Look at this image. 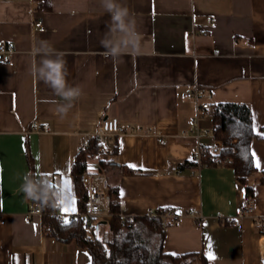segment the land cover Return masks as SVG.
Returning a JSON list of instances; mask_svg holds the SVG:
<instances>
[{"label":"crops","instance_id":"1","mask_svg":"<svg viewBox=\"0 0 264 264\" xmlns=\"http://www.w3.org/2000/svg\"><path fill=\"white\" fill-rule=\"evenodd\" d=\"M117 2L135 19L140 47L138 54L126 49L113 59L101 45L111 24L101 0H0V44L15 49L11 63H0V264H14L13 257L15 264L91 263L88 249L76 241L46 235L43 215L28 216L36 201L21 190L29 182L26 141L38 175L58 188L60 199L74 195L78 202L73 162L107 118H118L123 128L113 138L117 152L111 158L121 168L110 170L124 193L121 212L132 218L160 209L180 214L177 221L164 219L165 253L204 252L209 264H264V234L254 222L264 216V0ZM39 20L45 31L36 28ZM42 40L64 54L67 83L82 90L73 102L32 75L41 59L34 49ZM191 91L212 105L233 102L252 109L251 149L262 167L249 180L251 216L239 218L248 195L232 167L187 165L196 146L191 130L197 104L185 96ZM68 103L72 107L61 116L57 107ZM89 165L99 168L95 161ZM67 166L71 195L59 175H47ZM124 168L134 174L122 175ZM112 218L99 222L96 235L112 236ZM131 229L156 245L158 238L141 220Z\"/></svg>","mask_w":264,"mask_h":264},{"label":"trees","instance_id":"2","mask_svg":"<svg viewBox=\"0 0 264 264\" xmlns=\"http://www.w3.org/2000/svg\"><path fill=\"white\" fill-rule=\"evenodd\" d=\"M210 112L213 133L218 140L224 143V148L218 151L215 155V160L210 159V155H213V153H207L204 158V164L207 166L227 165L232 167L239 181L246 186L248 197H253L254 187L249 180L257 172V168L254 166L250 155L252 152V141L256 137L253 127L252 109L247 104L220 102L212 105ZM232 140L236 141L235 144L232 143ZM90 144L89 149L79 152L72 166L80 213L85 212L88 200L87 190L81 182V176L89 170L90 154L92 148L97 146V141L91 138ZM234 149H238L239 152L235 153ZM26 152L29 165V182L36 185L37 195L43 196L45 189L49 190L48 204L36 201L43 211V229L45 234L64 243L76 241L81 247L87 248L92 258L90 264H209L204 252H192L175 256L164 252L162 243L165 222L161 217V212L168 211V209L156 210V215L152 217L135 218V221L141 220L144 222L158 238L156 245H154L155 240H143L138 230L122 228L120 223L119 186L113 184L110 177L111 169L121 167L114 160L101 161L97 169L98 172L105 173L110 179V194L112 198L110 211L113 215L112 236L97 240L95 232L89 233L86 231V220L81 215H77L73 224L64 226L58 216L59 204L57 201L60 199V192L48 179L38 175L29 138L26 141ZM115 152H117L116 148ZM185 165L184 163L181 167ZM121 174L132 175L134 171L124 168ZM261 182L264 183V179ZM260 231L264 234L263 230ZM105 249H107V252Z\"/></svg>","mask_w":264,"mask_h":264},{"label":"built area","instance_id":"3","mask_svg":"<svg viewBox=\"0 0 264 264\" xmlns=\"http://www.w3.org/2000/svg\"><path fill=\"white\" fill-rule=\"evenodd\" d=\"M36 28L41 31H45V27L41 20L36 22ZM207 28H201L200 33L206 34ZM15 52L13 46H8L7 44H0V63L9 64L12 62V56ZM216 55H219L220 52L215 51ZM187 98L194 99L196 101L197 112L193 118V127L191 130V136L196 140V146L194 147L192 159L188 162L187 165L194 167H204L207 166L204 164V158L207 153H213L210 155L211 160L216 159V154L222 148H224V143L221 140H218L212 130V127L205 125L206 113L211 111L212 104L208 101H202V94L200 91H191L185 95ZM123 131L121 122L118 118H107L102 120L99 124L97 130L93 134L92 138L97 141V146L92 148L90 154V160L97 162L98 166L101 161L111 160L114 152V142L113 138L116 137ZM235 140H232V143L235 144ZM213 144H217V147H214ZM90 140L86 141L82 145V150L90 148ZM235 153H238V149H234ZM220 160V159H218ZM81 182L87 190L88 200L86 203V210L84 213L78 212V215H81L85 218V229L89 233H93L97 228L99 222L103 220L104 217H113L111 213L112 198L110 194V179L105 173L98 172L97 169H89L84 172L81 176ZM121 204V202H120ZM254 211V201L252 197H248L240 211L239 218H245L251 216ZM43 215L38 203L34 202L31 206V209L28 213V216L33 215ZM192 216L196 219V224L201 227L203 226V219L196 214V212H191ZM156 213L153 210H150L148 216H155ZM60 222H63V217L61 214H58ZM161 217L165 220L177 221L180 217L178 210L171 209L168 211H162ZM219 217L222 221L233 224L235 222L234 218L226 219L222 214H219ZM255 224L264 231V216H258L254 220ZM120 223L122 228L131 229L135 225V218L128 217L124 213H120Z\"/></svg>","mask_w":264,"mask_h":264},{"label":"clouds","instance_id":"4","mask_svg":"<svg viewBox=\"0 0 264 264\" xmlns=\"http://www.w3.org/2000/svg\"><path fill=\"white\" fill-rule=\"evenodd\" d=\"M102 7L111 17L109 33L101 40V45L106 49L105 56L113 59L124 54L129 49L131 54H138L140 47V34L136 28V21L130 15L129 9L122 6L117 0H101ZM34 54L40 55L39 63H33L32 75L38 77L51 87L56 96L64 101L73 102L78 99L82 90L79 86H71L67 83V64L63 53L57 52L48 41L42 40L34 49ZM72 107V103L57 107L61 116L66 115ZM21 190L27 199L49 203L48 189L43 196L37 195V187L31 182L22 185ZM58 196V194H57Z\"/></svg>","mask_w":264,"mask_h":264},{"label":"snow or ice","instance_id":"5","mask_svg":"<svg viewBox=\"0 0 264 264\" xmlns=\"http://www.w3.org/2000/svg\"><path fill=\"white\" fill-rule=\"evenodd\" d=\"M258 135H261V133H258ZM254 166L257 169H260L262 167V158L258 157V154L255 151H252L250 153ZM91 170V165L88 166ZM128 167L130 168H136L137 165L129 164ZM71 171V166H67V168L63 171H57V173H48L47 175H59L61 177L62 183H63V189L64 191L71 195L72 193V186L73 181L68 177V173ZM121 196L124 195L123 191L121 190ZM57 203L60 205L59 211L61 213V216L63 217V225L69 226L75 222V219L78 215V206H77V199L74 195H72L71 200H68L67 195L63 196L61 199L57 201ZM167 207V206H165ZM97 240H101V234L97 233ZM107 252V249H105ZM85 256H89L88 253L84 254ZM172 256L177 255V253H171ZM91 259V258H90ZM14 264H15V257H13Z\"/></svg>","mask_w":264,"mask_h":264},{"label":"rangeland","instance_id":"6","mask_svg":"<svg viewBox=\"0 0 264 264\" xmlns=\"http://www.w3.org/2000/svg\"><path fill=\"white\" fill-rule=\"evenodd\" d=\"M94 234L96 235V232Z\"/></svg>","mask_w":264,"mask_h":264}]
</instances>
